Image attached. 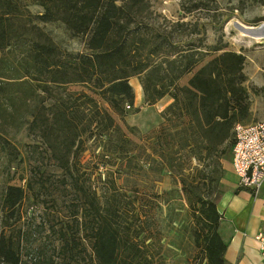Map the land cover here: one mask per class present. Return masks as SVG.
I'll return each mask as SVG.
<instances>
[{"label": "trees", "instance_id": "trees-1", "mask_svg": "<svg viewBox=\"0 0 264 264\" xmlns=\"http://www.w3.org/2000/svg\"><path fill=\"white\" fill-rule=\"evenodd\" d=\"M27 1L42 10L31 12ZM210 1L215 0L181 5L191 13ZM148 10L147 0H0V176L18 157L7 129L21 125L28 115L29 131L42 140L62 171L61 180L77 194L79 204L70 218L76 221V231L80 226L88 231L92 261L165 264L159 250L146 252L147 238H139L143 222L121 218L117 192L100 202L95 190L78 179L84 134L103 139L104 158L130 157L143 149L123 130H133L125 122V108L134 104L128 80L137 76L147 104L164 96L172 100L150 136L157 157L152 167L168 172L172 184L156 199H162L167 218H173L170 199L175 193L182 197L184 218L189 214L194 219L187 240L199 247L204 264H225L217 203L224 193L219 188L224 163L231 161L233 126L251 116L245 55L228 49L220 38L213 45L200 39L179 46L170 38L171 29L158 32L148 26ZM47 25L61 27L69 39L80 38L84 50H62L49 30L41 28ZM186 25L176 23L172 31ZM195 26L191 33H197ZM14 174L7 173L0 190V264H28L23 258L27 233L16 224L25 188L23 176ZM140 202L144 217L153 218L143 210L148 200ZM59 237L60 264H86L76 233L61 229Z\"/></svg>", "mask_w": 264, "mask_h": 264}, {"label": "rangeland", "instance_id": "rangeland-1", "mask_svg": "<svg viewBox=\"0 0 264 264\" xmlns=\"http://www.w3.org/2000/svg\"><path fill=\"white\" fill-rule=\"evenodd\" d=\"M147 1L149 10L144 18L145 22L153 31L171 29L170 38L179 46H185L189 42L200 43V39L203 44L213 45L220 38L228 49L245 55L244 72L247 80L244 85L248 91L251 112L247 123L264 120V0H215L191 13H187L181 5L188 0ZM27 5L31 12L42 10L40 6L29 1ZM181 22L187 24L184 29L173 32L172 27ZM194 24L197 33L190 31ZM41 28L49 30L62 46V50L68 49L73 53L84 50L81 39L67 38L61 27L47 25ZM249 29L253 31L248 32ZM253 33H260V40L255 38ZM128 82L134 92V104L125 108V122L133 130L125 126L123 130L127 138L143 144V149L140 153L132 151L130 157L104 158L101 156L103 139L95 134H84L83 150L78 156V179L85 186L95 190L100 202H103L105 196L118 193L121 218L123 216L127 223L131 220L136 223L143 222L139 238H147L146 252L159 250L165 264H204L202 254L198 253L199 247L187 240L194 219L189 214L188 218H184L187 206L183 198L175 193L170 199V204H173L175 209L173 218H167L166 204L162 199H156L169 190L172 184L168 172L152 167V158L157 157L152 153L150 142L153 138L150 136L164 121L163 110L172 100L169 96H164L149 105L144 101L139 77H130ZM32 104L33 102H30V105ZM24 118L21 125L7 129L6 136L18 150V157L10 166L2 169L3 175L0 176V190L7 173L10 176L15 173L16 178L18 175L23 176L21 184L25 188V196L20 206L22 217L16 223L28 237L27 242L24 241L23 258L28 264H60L59 230L66 229L68 234L72 231L76 233L78 247L85 249L81 252L83 262L95 264L91 257L88 231L85 233L81 226L76 231V221L70 218L74 205L79 204L77 194L70 183L61 180L62 171L49 157L42 140L29 131L30 116L25 115ZM196 164V161L192 160V165ZM224 166L226 171L220 178L219 188L223 192L228 187L230 189L220 201L233 200L237 191L238 198L244 199L240 191L242 189L234 191L236 183H232L234 186L229 184L230 180L235 179L230 161L225 162ZM139 198L148 200L143 210L154 214L153 218L144 217ZM159 244L162 247H159ZM26 251L28 253H25Z\"/></svg>", "mask_w": 264, "mask_h": 264}, {"label": "crops", "instance_id": "crops-1", "mask_svg": "<svg viewBox=\"0 0 264 264\" xmlns=\"http://www.w3.org/2000/svg\"><path fill=\"white\" fill-rule=\"evenodd\" d=\"M230 180L236 191L243 193L244 199H239L238 192L233 200L222 202V196L230 189L228 187L220 197L217 208L222 217L219 223V234L226 242L225 264H264V254L260 250L257 235L264 237V184L255 195L249 189L239 188L237 178ZM232 190V189H231ZM230 194V192H229Z\"/></svg>", "mask_w": 264, "mask_h": 264}, {"label": "built area", "instance_id": "built-area-1", "mask_svg": "<svg viewBox=\"0 0 264 264\" xmlns=\"http://www.w3.org/2000/svg\"><path fill=\"white\" fill-rule=\"evenodd\" d=\"M232 131L234 140L230 163L237 186L256 195L264 184V120L235 123ZM256 238L264 254V237L257 235Z\"/></svg>", "mask_w": 264, "mask_h": 264}, {"label": "bare ground", "instance_id": "bare-ground-1", "mask_svg": "<svg viewBox=\"0 0 264 264\" xmlns=\"http://www.w3.org/2000/svg\"><path fill=\"white\" fill-rule=\"evenodd\" d=\"M250 31H253V30H250V29H249L248 32H250ZM253 35H254V37L257 38L258 40H260L259 38H261V36H262V35H260V33H255V34L253 33Z\"/></svg>", "mask_w": 264, "mask_h": 264}]
</instances>
